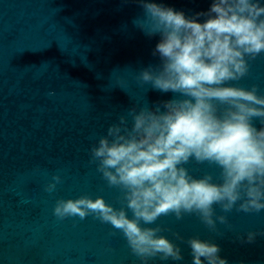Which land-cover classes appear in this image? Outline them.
<instances>
[{"label": "water", "instance_id": "water-1", "mask_svg": "<svg viewBox=\"0 0 264 264\" xmlns=\"http://www.w3.org/2000/svg\"><path fill=\"white\" fill-rule=\"evenodd\" d=\"M162 2L186 14L210 4ZM143 15L136 0H0V264H140L118 229L91 215L57 219L53 207L84 194L119 206V191L90 163V147L133 106L173 96L137 80L158 63L152 55L158 36L149 38L134 23ZM250 64L238 83L264 91V54ZM187 167L194 175H218L207 163ZM54 174L61 182L49 193L44 188ZM213 207L227 218L216 221V231L190 215L179 221L162 215L155 224L170 239L178 232L218 244L228 264H264V210ZM250 231L258 233L252 242ZM175 242L184 257L179 264H192L190 248Z\"/></svg>", "mask_w": 264, "mask_h": 264}, {"label": "clouds", "instance_id": "clouds-1", "mask_svg": "<svg viewBox=\"0 0 264 264\" xmlns=\"http://www.w3.org/2000/svg\"><path fill=\"white\" fill-rule=\"evenodd\" d=\"M136 2L144 15L134 23L149 38L158 36L152 49L158 63L140 70L137 80L173 96L133 106L90 147V163L119 191V206L84 194L57 199L53 215H91L110 224L140 264H179L184 257L175 240L190 248L192 264H228L218 244L178 232L170 239L155 222L190 215L216 231V221L227 218L215 215L214 205L224 213L264 210V91L238 83L264 54V0H210L191 14L162 0ZM190 162L213 165L218 175H194ZM60 182L54 174L44 190ZM257 234L248 232L247 241Z\"/></svg>", "mask_w": 264, "mask_h": 264}]
</instances>
